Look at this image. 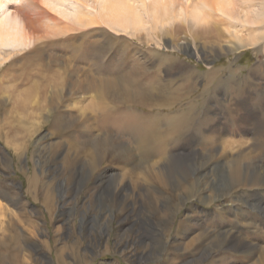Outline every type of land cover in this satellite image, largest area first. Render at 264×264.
Wrapping results in <instances>:
<instances>
[{"label":"rangeland","instance_id":"rangeland-1","mask_svg":"<svg viewBox=\"0 0 264 264\" xmlns=\"http://www.w3.org/2000/svg\"><path fill=\"white\" fill-rule=\"evenodd\" d=\"M56 1L69 16L79 13L85 17L98 10L96 0H80L81 6L68 0ZM231 2L244 6L241 0ZM253 3H261L260 9L264 8V0ZM137 8L143 10L142 6ZM244 8L239 10L244 11ZM208 13L212 16L209 22L199 25L182 16L179 21L172 20L161 26L149 19L138 31L101 25L97 30H74L73 34H83L78 38L56 33L48 39L47 45L36 44L42 55L38 60L33 58L35 52L27 53V50L0 64V220H3L0 237L13 231L17 233L24 255L22 264H188L191 261L199 264L203 252L221 245L213 234L228 227L231 230L233 227L236 236L244 238L246 245L264 246V183L253 188H238L230 184L228 175L231 158L239 152L247 153L253 144L251 128L244 127L245 119L260 113H252L259 105L264 108V24L258 27L263 33L257 47L236 49L233 46H238L239 38L256 31L243 30L242 27L251 26L241 22L242 16L230 20L220 13H216L217 16ZM74 24L78 23L74 20ZM82 42V47L74 48ZM127 44L136 58L143 54L149 57L146 65L143 64L148 73L156 69V61L164 56L196 72L191 80L193 92L189 99L178 102L170 112L186 109L189 103L198 109L203 121L208 118L211 122L207 129L200 128L201 133L191 130L188 135L169 141L166 159L157 156L143 164L139 159L115 163L106 156L93 162L86 155L93 148L81 142L86 134L81 135L75 125H68L69 129L58 134L53 118H76L80 113L85 114L89 104H96L94 94L85 93L91 83L86 75L98 78V69L94 67L98 61L103 63L100 72L109 71V66L117 63ZM47 55L54 59L51 65L54 82L43 81L44 93H39V97L36 92L31 94L35 104L32 99L28 104L22 94L31 87V81L27 82L24 75L33 67L36 69L40 62L50 61ZM211 69H219L217 79L222 80L228 77V70H233V83L246 88V95L233 101L236 96L223 90L213 92L211 87L205 91V76ZM156 76L161 83L170 80L178 85L184 83L183 73L177 66L160 68ZM35 79L33 81H38ZM49 104H54L52 110ZM226 107L234 108L229 111ZM243 110H250L251 114ZM126 112L119 109L114 114H103L109 125L121 128ZM211 134L213 142L203 137ZM115 141L121 142V147L128 151L134 148L128 137ZM226 142L244 145L231 148ZM256 149L258 153V147ZM245 164L242 162V167ZM173 168L174 173L170 174ZM241 170L243 177L246 172ZM261 173L263 176V171ZM144 174L156 181L149 179L148 182ZM192 183L199 185L200 194L186 200L189 192L186 187ZM151 203L153 206L149 207ZM163 212L167 213V218L162 217ZM181 223L184 227L176 232ZM200 224L208 233L207 238L192 250H183L181 245L198 234ZM11 225L14 229L9 232ZM203 248H207L206 251ZM223 250L212 251L210 258L200 264H214L217 260H223L222 264L258 263L256 253L246 256L242 251ZM59 252L62 254L57 259Z\"/></svg>","mask_w":264,"mask_h":264},{"label":"bare ground","instance_id":"bare-ground-1","mask_svg":"<svg viewBox=\"0 0 264 264\" xmlns=\"http://www.w3.org/2000/svg\"><path fill=\"white\" fill-rule=\"evenodd\" d=\"M68 1L76 4H83L82 2H80V0ZM241 1L244 2V6L239 5L238 2L232 3L231 0H196L195 3L189 2V0H186L184 3H182L183 1L181 0H96V3L98 5H96L98 8L97 13H93L92 15L84 17L79 13L69 16L70 14L68 12L59 7V4L56 0H30V2L29 0H0V64L4 63L10 56L27 50H29L27 53L35 52L36 54L33 58H37L38 60L42 57V55L39 54L40 52L38 53V51L41 50L40 47L36 46V44L43 45L44 43L47 45V41H49L48 39L54 37V34L56 33L67 34V38H78L83 34H73L72 32H74V30H76L77 32L84 28H87V30L88 28L97 30V28H99L101 25H109L112 28L121 31H138L142 27H144L146 21L148 22L149 19L152 20L155 25H157L158 22V24L160 23L159 25L161 26L163 24H168L172 20H178L182 18V16H185V18L187 19L189 18L191 22L196 23L197 25L206 24L212 17L211 14L208 13V11L213 13L215 16H217L216 13H220L222 16H225L230 20H235L236 18H240L242 16L243 19L241 20V22L247 23L251 26L249 28L242 27L243 30L246 29L248 31H251L252 29H254L256 33L252 35H246L245 38H237L238 46L235 45L233 47H236V49H249L255 46L257 47L260 39H262L261 34L264 32H261V28H258L259 26L264 24V17L262 16V14L264 13V8L260 9V6L262 4L253 3L254 0ZM138 6H142L143 10L140 11L137 8ZM174 6H176L177 9H175ZM242 7H245L244 11L239 10ZM70 20H72L73 23H68ZM74 20L78 23L77 25L74 24ZM217 20L219 21V18ZM227 25H229V23ZM252 26H254L256 30ZM193 37L194 36H192V38ZM82 44L83 42L79 45H76L74 48L82 47ZM88 45L89 44L87 42L86 46ZM131 50L132 48L129 44H127L125 46V51L122 49V52L119 55L120 59L117 60V63L109 66V71H105L104 73L100 72L103 63L98 61L94 66L96 69H98V78L86 75L88 78H90L91 83L88 87H86L85 93L92 92L96 98V104L92 102L87 107H85V114L79 112L80 115L76 118H69L67 116H54L53 118L54 128L58 134H62V132L64 133V131L67 130L68 125L77 126L81 135L85 136L86 134V136L84 137L85 139H82L81 142L82 144L93 148L92 152H87L86 154L88 157L90 156L88 159L93 162L97 158L102 159L106 156H110L111 160L115 163H119L122 160L135 159V161H137L136 159H139L143 164V162L146 163L153 157L157 156L158 159H166V146L167 144L170 145L174 138L184 137L192 131L198 132L201 127L207 129L206 126H208L211 122V120H209L208 118H206V121H203V119L200 118L198 109H196L195 106L189 103L186 104V109L173 111V113L170 112L178 102L189 99V96L193 92L191 80L196 77V72L192 71L187 65L181 64V62H175L170 57L164 56L156 61V69L152 73H148L147 70L144 69L143 64L146 65L145 62L149 57L143 54V57L139 56L138 58H136L134 54H131ZM41 53H43V51ZM47 56H49L48 58L50 61H46V63L44 64L40 62L39 66L36 67V69L35 67H33L30 73L28 71V74L24 75V78L26 77L25 79L27 80V82L31 81V87L25 91L24 95L22 94L28 104L31 99L33 100L32 95L37 93L39 97L41 93H44L46 87H42L43 81L45 82L49 80L51 82H54V67L51 66L54 65V59L50 55ZM124 57H126L127 60H125ZM97 59L99 60L100 56H98ZM175 66H177L178 70L183 73V77L181 80H183L184 83L178 85L179 83L174 84L172 80L161 83L159 81V78L156 76V72L158 75V70L160 68L170 69ZM255 69L253 70V73L256 72ZM228 71V77L225 80L217 79V75L220 72L219 69H211L209 72H207L205 76V91H207L208 88L209 91L212 87L213 92L214 90H223L226 94H233L232 96H236L233 101L239 98L241 99L243 97V94H245L246 92V88L241 89L239 85H236V82L233 83L231 76L234 74V71ZM35 78L38 81H33V79ZM186 82H189V84L187 85ZM53 95L54 94H52V96ZM33 103L35 104L34 100ZM31 105L32 104H30V106ZM53 106L54 104H49L51 110L53 109ZM261 106L262 105H259L260 108L256 107L255 111L252 112H260L258 113L259 115L252 114L251 116L250 110H243L245 112L247 111V114L250 116L245 119V123L241 120L240 121L244 123V127L246 126L251 128L253 140L250 141L253 144L251 145V149L247 153L239 152L237 156L232 157L229 162V181L230 184L234 187L244 188L246 186H249L253 188L264 183V108H262ZM138 108H141L142 111H139ZM194 108L197 111L195 113ZM233 108L234 107H232L231 109ZM119 109L127 111L125 115H123L124 121L121 125V128L109 125L106 121V117L103 114V112L114 114ZM231 109L229 107H226V110L230 111ZM239 115L242 116V114ZM90 120L92 121L89 122ZM199 132L201 133V131ZM216 134L218 133H215L214 135L216 136ZM218 136L220 135L218 134ZM125 137H128L132 140L131 142H133L134 146L132 151H128L121 147L123 145L121 142H119V140ZM203 137L207 138L208 141H211L213 138L212 134L203 135ZM115 140H117L119 143H117ZM210 144L208 143V145ZM225 144L231 148H234L236 146L241 147L242 145H244V143L236 144V142H226ZM257 147L259 149L258 153L256 152ZM210 149L212 151V148ZM242 162H246L243 167ZM136 165H138V168L139 164ZM174 168L170 170L173 171L170 172V174L174 173ZM241 168H243V170H245L246 172L244 173L243 177L241 176ZM143 169L144 168L142 167V170ZM256 171L259 172V174ZM262 171L263 176L261 173ZM156 177L154 178L156 179ZM144 178H147L145 174ZM149 179L156 181L153 178H147L148 182H150ZM161 179H163V176ZM34 182L35 179L32 180L33 184ZM167 184L170 183L168 182ZM195 185H193L192 183L190 187H186L189 191L187 195H185L186 200L191 196L196 198L200 194V189L198 187L199 185ZM228 189L233 188L228 187ZM184 190L182 192L186 191ZM208 198L206 199L208 200ZM152 206L153 204L149 205V207ZM161 214L162 217H168L167 213L165 212ZM1 216L2 215L0 214V217ZM30 220L31 219L28 220L29 226L30 224H32ZM2 221L3 220H0V223H3ZM12 226L13 225H11L10 231L7 229L9 232L13 231L14 228ZM200 226L201 227L198 228L200 230L198 234H196V236L190 239L187 243L181 245L183 250L190 251L193 248L197 247L204 238H207L208 233H205V231H203L204 229L202 228L201 224ZM182 227H184L182 223L177 225L176 232H179L180 228ZM228 228L227 230H225L224 228L222 232H215L213 234V236L217 239V242L221 245H215L217 246V248L209 247L208 251H206L207 248H203L206 252L202 253L201 257L199 258L200 262L198 263L200 264L201 261L207 257L210 258L212 251L219 252L225 249V252L227 250L230 252L242 251V254H245L246 256L256 253L259 255L256 261L258 262L257 264H264V246L258 247L250 244L246 245L243 241L244 238L236 236L233 227L232 230ZM16 234L17 233L13 231L8 236L6 235L0 237V264H22L21 259H23L24 255H22L21 253V247L18 244L19 239ZM254 249H256V251ZM61 254V252L58 253L57 259L60 258ZM224 254L225 253L223 252L222 255ZM219 257H221V255ZM173 258L171 260H173ZM191 262L192 263L189 262L188 264L196 263V261ZM222 262L223 260H217V262L214 264H222Z\"/></svg>","mask_w":264,"mask_h":264}]
</instances>
